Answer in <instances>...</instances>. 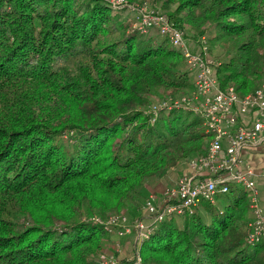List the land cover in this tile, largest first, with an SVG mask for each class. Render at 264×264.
I'll use <instances>...</instances> for the list:
<instances>
[{"label":"trees","instance_id":"16d2710c","mask_svg":"<svg viewBox=\"0 0 264 264\" xmlns=\"http://www.w3.org/2000/svg\"><path fill=\"white\" fill-rule=\"evenodd\" d=\"M141 1L207 35L222 86L264 80V0ZM134 15L107 0H0V264H101L111 233L97 214L133 219L206 151L200 115L148 113L196 71L157 28L132 29ZM247 195L232 184L224 204L167 213L139 239L143 264H264V242L245 241Z\"/></svg>","mask_w":264,"mask_h":264},{"label":"built area","instance_id":"2783aa9c","mask_svg":"<svg viewBox=\"0 0 264 264\" xmlns=\"http://www.w3.org/2000/svg\"><path fill=\"white\" fill-rule=\"evenodd\" d=\"M116 10L129 8L134 12L132 29L148 33L157 28L170 43L179 48L190 69L196 71L195 85L186 93L169 96L148 105V113L154 120L162 111L184 109L200 115L205 130L210 133L204 153L191 158L186 170L175 185L165 191L164 198L156 200L151 193L145 201L149 222L135 219L136 241L147 235L163 220L167 213L192 211L202 201L216 202L218 193H226L233 183L249 190V208L252 214L247 222L245 241L264 242V212L257 201L253 167L244 161V146L264 140V80L251 91L238 94L233 84L222 86L216 75L217 59L210 50L208 37L202 34L196 41L190 40L186 31L167 14L145 2L131 0H107ZM250 117V125L243 116ZM264 176V168L261 171ZM102 222L99 217H95ZM126 214L112 215L109 223L124 226L122 235L131 228ZM119 249V248H118ZM101 264H143L139 249L127 261L121 262L113 253L102 254Z\"/></svg>","mask_w":264,"mask_h":264},{"label":"rangeland","instance_id":"374dc122","mask_svg":"<svg viewBox=\"0 0 264 264\" xmlns=\"http://www.w3.org/2000/svg\"><path fill=\"white\" fill-rule=\"evenodd\" d=\"M131 1H135V2H144V1H141V0H131ZM147 2V1H146ZM148 3V2H147ZM148 5H150L149 3H148ZM151 6V5H150ZM129 9V8H128ZM119 10H122V9H119ZM131 10V9H130ZM132 11V10H131ZM130 29H131V27H130ZM186 34H187V36L190 38V40H192V41H196L201 35L200 34H195V32H193V31H190L188 28H186ZM211 53L217 58V59H220V60H224V58L223 57H220L217 53H215L213 50H211ZM180 94H182L181 92H179V93H175L174 91H173V89H163V88H161V89H159L158 90V92H156V93H154L153 95H152V99H151V101L148 103V105H150L151 103H153V102H157V101H159V100H162V99H164V98H166V97H169V96H178V95H180ZM177 168L178 169H180V173H179V176L186 170V168H187V163L184 165V166H181V164H178L177 165ZM233 184H235L236 185V183H233ZM169 188H171V187H169V186H167V185H165L164 183H159L155 188H153L152 189V192L151 193H153L155 196H156V200L157 201H160V200H162L163 198H164V193H165V191L167 190V189H169ZM150 193V194H151ZM223 193H218L217 195H216V199H217V202L218 203H223L224 204V202H223V200H222V198H224L223 196ZM148 197H146L145 199H144V201H143V203L141 204V205H139L138 206V208H137V215H136V217H134L133 219H129L128 220V222H127V225L129 226V227H131V231H132V229H134V227H133V221L135 220V219H142V220H144L146 223L148 222V221H146V220H148V216H147V211H146V209H145V207H144V205H145V201H146V199H147ZM117 214H120V215H123V214H125L124 212H113V213H110L109 215H107V216H102V215H100V214H97V217H99L100 218V220L101 221H103V223L107 226V229H108V233L110 232L111 233V235H110V240H109V238H107V240L106 241H108V245H109V249H107V248H105L104 250H103V252L101 253V255L102 254H111V253H113L121 262H125V261H127V258L128 257H131L132 255H134L135 254V252H136V249L137 248H139V239L135 242V236H136V232H137V230H136V232H134V233H132V234H130V235H132L131 236V238L129 239V240H124V238L122 239L121 238V234L119 233V230L121 229V228H124V226H122V225H118V224H112V223H109L108 222V220L110 219V217L112 216V215H117ZM130 231V232H131ZM130 232H126V233H124L125 235L126 234H128V233H130ZM125 235H123V237L125 236ZM107 237H108V234H107ZM112 237V238H111ZM107 245V246H108ZM119 248V249H118Z\"/></svg>","mask_w":264,"mask_h":264},{"label":"crops","instance_id":"0c3cea01","mask_svg":"<svg viewBox=\"0 0 264 264\" xmlns=\"http://www.w3.org/2000/svg\"><path fill=\"white\" fill-rule=\"evenodd\" d=\"M243 119H245L247 121V123H249V125H250V117L249 116L244 115ZM241 155H242V158L244 159V161L249 163L256 172V174L254 175L253 178H254V184H255V187L257 190V201H258V204L261 207L262 211L264 212V176L261 174V171L264 168V140L259 141L255 144H252V145L244 146L242 151H241ZM240 187H242V186H240ZM242 188H244V187H242ZM247 196H248V200H249V190H248ZM223 199L224 198H222V200ZM223 202H225V199L223 200ZM249 215H250V219H251L252 214L250 212V208H249ZM146 221H148V222L150 221L149 216H148V220H146ZM133 227H134V225H133ZM134 232H136L135 227H134V229H132V231L130 233H128L126 235L122 234L121 238L122 239L124 238L125 241L129 240L131 238V236L133 235L132 233H134ZM130 234H132V235H130ZM123 235H125V236L123 237ZM136 238H137V232H136V236H135V242H136Z\"/></svg>","mask_w":264,"mask_h":264}]
</instances>
